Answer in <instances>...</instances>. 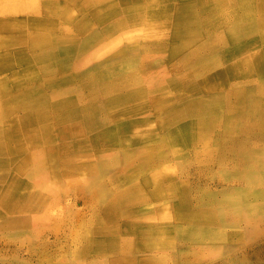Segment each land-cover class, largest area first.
Returning a JSON list of instances; mask_svg holds the SVG:
<instances>
[{
  "label": "bare ground",
  "instance_id": "6f19581e",
  "mask_svg": "<svg viewBox=\"0 0 264 264\" xmlns=\"http://www.w3.org/2000/svg\"><path fill=\"white\" fill-rule=\"evenodd\" d=\"M3 1L0 3V9L4 13L15 10L24 11L22 6L26 3L24 0ZM173 1L122 0L124 4L122 6L117 0H27V9L31 12L26 25L29 30L23 24V17L17 16L16 20L0 21V29H4L7 32L5 34L9 35V38L0 35L1 76L3 72L10 70L4 76L9 80H2L0 77V183L3 182L0 184V226H3L2 228L12 229L17 225L34 224L40 221L42 216L31 217L26 212L38 206L44 207L45 211L44 204H47L46 202L57 190L54 183L48 185L45 182L37 183L41 178L54 177L58 172L53 160L56 153L51 146L29 156L34 167L31 176L22 177L27 166L24 155L20 159L21 163L17 164V159L24 152L25 147L31 148L49 140V126L40 106L43 96L41 92L39 93L40 87L34 84L38 80L33 67L35 61L37 64L41 61L43 69L47 72L55 67H65L71 58L80 59L85 65L88 60L95 62V70L88 72V76L90 79L99 77L103 80L101 86L107 92V104L106 109H103L105 112L99 107H91L84 115L80 114L77 122L86 127L101 121L106 115L108 118L121 119L138 113L140 109L148 105L145 93L152 91L157 108L164 110L158 116L159 122L161 125L167 123L172 129L169 139L181 142L185 147L194 143L208 144L215 129L221 125L228 130L229 134L233 129L238 132L247 131L245 136L240 138L241 140H235L239 144L246 142L244 139L248 137L250 131L254 132L256 128H261L263 131L264 116L257 113L258 111L251 113L246 112V109L245 112L233 110L238 104L244 102V99L237 91L225 88L233 83L264 80V0ZM121 13L122 16L120 15L112 24L85 43L80 50L73 47L71 37H66L71 42L67 44L66 41L60 43L59 40L63 38L53 35L57 20L64 23L68 19L77 20L79 29L86 31L93 26V23L89 21L90 16L94 19V24H102ZM79 14L80 17L77 19ZM171 31L177 40V43L171 47V53L181 55L177 57L176 62L179 66L190 68V76L199 71L197 64L216 55L221 57L220 62L223 66L218 71L208 73L202 79V83L211 87L224 88L227 96H222L219 101L215 100L207 106H199L196 103L185 107L178 105L177 100L189 89L195 88V84H186L183 76H178L167 84L149 90L139 86L128 87L132 85L131 83H137L133 80L132 74L135 60L128 56L113 64L109 59L123 53L125 45L135 47L137 42L143 41L147 62H158L163 51L162 42ZM10 46H15V52L10 49ZM24 46L31 52L28 53ZM18 65L26 68L22 71L28 79L21 72L16 71L15 66ZM23 80L31 82V86ZM232 95L235 97L234 100L230 99ZM256 104L259 103L256 102ZM223 106L228 109H224ZM12 108H21L23 114L12 121H6V125H1L2 114L11 113ZM197 109L210 111L204 112L202 116L199 114L192 118L185 116V113L195 112ZM131 121L135 120L126 121L122 126H126ZM138 122L141 121L138 120ZM236 136L239 137V135ZM130 138L140 142L141 148L135 157L138 156L143 162L148 152H158L162 148L156 142L154 135H138L137 137L134 135ZM250 148L248 146L246 149L248 153L245 156L248 161L251 157V161L248 162L247 184L264 183V152L259 153L257 157L255 153L259 150L254 152V149ZM178 150L179 148H176L175 151L178 152ZM246 150L241 147L240 153L243 154ZM9 151L14 154L15 163L6 158L5 153ZM210 151L211 148L203 152L198 151L196 156L200 154L201 158L206 157ZM81 152L82 149L78 145L64 155L63 159L67 160L63 161L61 167L65 172L76 175L78 169L87 165V161H80V158L85 156L84 152ZM130 172L127 170L128 174ZM250 191L252 194L264 197V192L261 194L253 187L249 190L244 189L241 195H247ZM238 197L240 200L231 198L223 202L224 212L233 210L240 216L243 214L242 216L250 221L253 214L246 205L241 208L244 205L242 198L245 196ZM139 198V195H127L111 199L102 205L106 221H97V229L93 235L96 239L91 241V245L100 255L106 250L113 251L118 248L112 238V231L105 226V222L110 223L119 211H131L133 214L145 211L147 209L145 206L135 203L140 201ZM263 208L264 206L261 209ZM202 215H204L203 218L200 214H189L182 218L190 217L197 223L216 220V216L212 213ZM168 217V213L160 215L164 223L163 228L154 227L146 232L149 238L155 237L160 240L157 245L169 243L164 236V233L171 231ZM199 228L201 227L184 229L185 232H189L184 233V236L195 239L209 236V231ZM211 235L214 237L216 231ZM86 244H90L89 241ZM120 259L121 256L116 257L110 260V263ZM126 259L124 260L128 261Z\"/></svg>",
  "mask_w": 264,
  "mask_h": 264
},
{
  "label": "crops",
  "instance_id": "0c3cea01",
  "mask_svg": "<svg viewBox=\"0 0 264 264\" xmlns=\"http://www.w3.org/2000/svg\"><path fill=\"white\" fill-rule=\"evenodd\" d=\"M117 1L120 5H124L122 0ZM3 2V0H0V3ZM24 2H26L22 5L24 11L15 10L4 13V11L0 9V21L6 19L16 20L17 16L23 17V24L25 28L29 30V27H27L26 25H28V20L30 17L29 15L31 14V12H29L27 9V0H24ZM120 15L122 16L123 14L121 13L102 24H94V19L90 16L89 21L93 23V26L86 31L79 29V24L76 22L77 20L68 19L66 23L57 20L55 21V27L53 28V35L58 38H63L62 40H59L60 43L66 41L67 44H71V42L67 40L66 37H71L73 47L77 50H80L85 43H88L100 31L105 29V27L112 24V22L116 18L120 17ZM79 17L80 14L77 16V19ZM5 33L7 32L1 28L0 35H5ZM172 40H175V36L171 31V33H168L165 36L162 42V53L166 49H168L167 45ZM10 49L15 52L16 48L15 46H10ZM26 49L28 53L31 52L29 48ZM128 56H131L135 60L132 74L134 75L133 80L137 82L136 84L131 83L132 85H129L128 87L136 88L139 86L143 89L148 88L149 90L156 86L167 84L172 79H176V77L178 76H183L186 84H189L191 80H199V83L195 84V88L189 89L184 93V95L181 96V98L177 100L176 103L183 107L195 103L199 106H207L209 105V103L215 100L219 101L222 96L228 95L224 88L217 86L211 87L202 83V79L208 73L218 71L223 66V63L220 62V56L216 55V58L213 57L197 64L199 71L193 76H190V68L182 67L181 65L179 66L176 62L177 57L181 56L180 54L173 55L172 53H170L171 61L168 63L167 69L162 68V55L159 58L158 62L148 63L146 60V56L144 55L143 41L137 42V44H135V47L129 46L128 44L125 45L123 53L116 54L109 60L113 64H115ZM17 67H19V65L15 66L16 71L21 72L22 75H25L27 77L26 79H28V76L22 71V69L26 68L21 66L17 70ZM33 67L35 68L36 75L38 76V80H36L34 84L40 87L39 93L41 92L43 96L40 106L42 108L41 112L43 113V116L45 117L49 126V140L45 143L34 145L33 147L35 148L25 147L24 152H22L21 156L17 159V164L18 162L21 163L20 159L24 155V159L26 161L25 164L27 166L22 173V177L27 178L28 176H31L34 167L33 163L29 159V156L33 155L39 150L42 151L47 146H51L56 153L53 160L55 161L58 172L54 177H50L48 179L43 177L40 179V182L37 183L39 184L45 182L46 185H48L49 183H54L56 185V183H59L63 177H68L73 181H83L81 184L79 183L78 187L76 188L78 194L81 191L92 189L93 193L91 197H93L95 190V198L97 204L96 209L97 213H100L101 216L96 217L95 221L91 224V226L94 225L93 230H90L89 228V231L94 233V235L95 230L97 229V221H106V215L103 212L102 205L111 199L127 195H139L140 201H137L135 203L147 208L145 211H140L135 214L131 213V211H123V213H126V216L129 218L130 223L136 222L137 220H143L150 225L151 229L154 227L163 228L164 223L160 218V215H162L163 213H167L166 209L163 207V205L160 204L158 206L149 204L146 197H143V195H141L138 184L135 181L137 174H139L143 169L145 170L146 167L152 164L150 160L155 157L158 158L169 155L170 157L175 159L176 163L179 166L183 165L187 161L190 163H194V165H196L195 174H199L198 172L201 173L202 170L204 174L207 169V162L209 160L216 162L218 164V167L220 168L223 164V161L225 159H229L232 167L230 169L222 168L220 170L221 176L227 178L228 180H243L245 184H247L246 180L248 178L247 175L249 171L248 162L251 161V157H249V161L248 158L245 159V156L248 153V150L246 149H248L249 146L254 149V152L256 150H259L255 153L257 157H259V153L261 154L262 152H264V129L262 131L261 128H256V131L254 132L253 130L250 131L248 137L244 139L246 142L243 144H239L236 143L235 140H241L240 138L244 137L247 131L239 132L240 136L237 137L234 134L236 132L234 129L231 130V133L229 134L228 130H226V128L221 125L215 129L208 144L194 143L193 145L185 147L181 142L169 139L170 131L172 129L169 128V125L167 123L165 125H161L157 118V125L161 127V129H167V132L163 135V137H155L156 142H158L162 148L158 152H148L146 160H144L143 162L138 156L135 157V155L141 148V144L137 140L130 138L131 136H129V134L132 133L135 129H138L140 125H142L138 122V120H136L137 118L135 117L137 115L150 111L152 114H158L159 116L162 114V111H164L157 108L155 95L152 91H148V93H145L147 96L148 105L145 108L140 109L138 113L126 116L125 118L121 119H116L115 117L108 118V115H106V117L101 119V121H98L97 123L86 127L77 122V120L80 118V114L84 115L87 109L91 107H99L101 108L100 110L106 109L107 104V92L104 91L101 86L103 80H100L99 77H92L90 79L88 76V72H90L91 70H95V62H91L90 60H88L87 64L85 65L80 59L77 60L76 58H71L65 67H55L48 72L43 69V64L41 61L39 64H37V62L35 61ZM9 71L3 72L2 76L0 74L2 80H9V78L6 77L5 79L4 77L5 75H7V73H9ZM23 81L25 83H28V85L30 86L32 84L31 82H28L26 80ZM254 82L233 83L231 85L238 86L242 84H252ZM230 87L231 86L229 84V88L225 89L232 90ZM255 88V86H252L247 88L246 90L247 92L250 91L251 93H253L252 90H254ZM233 90L237 91V93H239V96L244 99V93L246 91L244 88H235ZM204 91L216 93L212 95L211 98L204 97V95L200 96L197 100L191 98V96L199 94V92L202 93ZM247 96L248 100L245 103L248 107L257 105L256 102H258V100H256V98H252L253 96L250 97V93H248ZM230 99L234 100V95H232V98ZM261 105V109H248L246 112L256 113V111H258L257 113L264 116V100L263 104ZM207 111L210 110L197 109L195 112L189 111L188 113H185V116L187 118L195 117L196 114L202 116L205 114L204 112ZM22 114L23 112L21 108H12L11 113L7 112L2 114L3 123L1 125H6L7 122L12 121L15 117L21 116ZM129 120L135 121H131L126 126H122L123 123ZM122 133H124L126 136H123ZM55 135L58 141H60L59 143L55 142ZM145 135L151 136L153 135V132H149ZM78 145L82 149L81 153L84 152L85 155L84 158H80V161H87V165L83 166L81 169H78L76 175H72L69 172H65L61 166L63 165V161L67 160L63 159L64 155L68 153L72 148H76ZM182 146H184V148H181ZM241 147H244V149L246 150L243 154L240 153ZM176 148H179L178 152L175 151ZM208 148H211L209 155L203 158L200 157V154L196 156V152H203ZM187 149H191L192 154L190 156L186 155ZM8 154H10V152L5 153L6 158H8L9 160H13V162L15 163L16 160L14 154V158L8 157ZM127 170H130L131 172L128 174ZM152 175L153 176H149V181L153 185V195H157L160 197H165L168 193L170 195H173L175 207L177 208V210L181 214H183V216H188L190 214V210H188L187 208L189 207L190 201L188 199V192L183 188L184 181L178 184L173 179L169 167H166V165L162 164L158 165L156 171ZM218 208L219 209L216 211V213L211 211H202L201 214H214L216 216V220L213 222L217 225H222L224 224V222H226L227 224H231V222L227 221L225 217L221 216L222 214H224V204L220 203ZM39 209H41L42 212L39 213L37 211ZM120 212L121 211L115 214L110 223L105 222V226L112 231V238L117 243L118 248L113 251H104L101 254L103 255V260H105V254L108 253L115 255L113 259L119 256H121V258L125 257L127 253V242L123 241V244H120L122 240H119L117 237L116 219ZM41 213H44V207L41 206L32 208L26 212V214L31 217L41 215ZM183 220L192 222V224L195 225L205 222L201 221L197 223V221H194L190 217ZM156 223H158L159 226H157ZM199 229H204L210 232L208 234L209 236H204V238L200 239L223 237V231L220 229H207L204 227H201ZM214 231H216V235H214L213 237V235L211 234ZM184 233L189 232H185L183 228L177 230H173V228H171L170 232L164 233V236H166L169 240V243L167 245L171 244L173 237H175L176 235H178L179 238L182 239H195L188 236L185 237ZM88 234L89 232H87V235ZM86 242L87 241H81L79 247L80 253H73V255L84 254V251L87 249L86 247L88 245H91L86 244ZM164 245L165 244H162L160 246L165 247Z\"/></svg>",
  "mask_w": 264,
  "mask_h": 264
},
{
  "label": "rangeland",
  "instance_id": "374dc122",
  "mask_svg": "<svg viewBox=\"0 0 264 264\" xmlns=\"http://www.w3.org/2000/svg\"><path fill=\"white\" fill-rule=\"evenodd\" d=\"M3 37L9 38V35L5 34ZM176 43L177 40L170 41L167 45L168 49L162 53L163 69H167L168 63L171 61L170 47ZM230 43L232 44V42ZM177 52L175 53H181L180 50ZM190 83L198 84L199 80H191ZM230 86L232 90L235 88L246 90L252 86L256 87L252 90L253 93L246 90L244 102L238 104L233 110L245 112L248 109L258 110L262 108L264 81ZM215 93L199 92L191 98L197 100L202 95L211 98ZM248 93H250V97L253 96L252 98L258 100V106H247L245 102L248 100ZM223 108L228 109L225 106ZM224 109L221 108L223 111ZM135 118L143 123L140 122L142 125L130 133L129 136L135 135L137 137L153 132L156 138H160L167 132V129H161L157 125L158 114H152L148 111L137 115ZM234 134L240 136L238 131ZM122 135L126 136L124 133ZM55 138V142L59 143L60 141H58L56 135ZM191 154V149H187L186 155L190 156ZM8 157L14 158L11 152ZM150 161L152 164L137 174L135 181L141 195L146 197L149 204L163 205L169 215L168 223L170 227L173 230L180 228L188 230L196 226L207 229H220L223 231V237L182 239L176 235L170 245L165 244V247H161L157 245L160 240L155 237L149 238L148 234L145 233L148 229H151L148 223L143 220L130 223L126 213L121 211L116 219V230L118 239L122 240L120 244H123V241L127 242L125 257L116 260L117 262L111 261L110 263L115 255L105 254V260H103V255L100 256L92 245L86 247L84 254L73 255V253L79 252L81 241H89L91 244L92 239H96L93 238L94 233L90 232L89 228L93 230L94 225L91 226V224L101 214L97 213L95 190L93 197H91L92 189L81 191L78 194L76 188L83 181H73L68 177H63L59 183H56L55 188L57 190L46 202V209L44 214L41 213L42 218L40 221L34 224L17 225L12 229L0 226V264H120L122 262H124L123 264H264V208L261 209L264 206V197L261 195L252 194L250 191L247 195H244L245 198H242L244 205L241 208L246 205L247 209L253 214L250 221H247L243 214L240 216L239 213H234L233 210H226L227 212H224L225 214L221 216L232 224L224 222L222 225H217L213 221H205L197 225L187 220L184 221L183 214L181 215L175 207L173 195L169 193L165 197L153 195V185L149 181V176H153L152 174L156 171L158 165H166L178 184L184 181L183 188L188 192L190 201L187 208L190 210V214L199 213L200 217L203 218L202 211L216 213L220 203L231 198L240 200L238 196L244 197L241 195L244 189L249 190L252 187L249 184L248 187L243 180H228L221 176L220 170L222 168L230 169L232 167L229 159H225L220 168L216 162L209 160L204 174L203 170L201 173L195 174L196 165L194 163L187 161L179 166L175 159L169 155L155 157ZM0 184H3V182ZM253 188L262 194L264 183L258 182L257 185H253ZM37 211L42 212L41 209ZM156 224L159 226L158 223ZM87 232H89L88 235ZM125 258L129 262L125 261Z\"/></svg>",
  "mask_w": 264,
  "mask_h": 264
}]
</instances>
